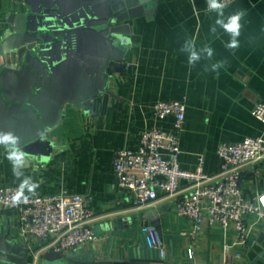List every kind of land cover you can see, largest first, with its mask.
Here are the masks:
<instances>
[{
    "label": "crops",
    "instance_id": "1",
    "mask_svg": "<svg viewBox=\"0 0 264 264\" xmlns=\"http://www.w3.org/2000/svg\"><path fill=\"white\" fill-rule=\"evenodd\" d=\"M152 7L151 17L129 21L132 44L125 56L126 71L114 76L112 87L123 101L110 98L106 110L95 114L67 106L63 122L50 132L56 144L51 157L29 164L23 161L20 178L13 173L11 148L0 145V186H20L27 195L66 190L86 196L93 212L90 225L99 240L79 248L81 255L93 251L119 255L135 248L143 238V226L152 225L153 216L161 220L159 237L167 264H225L226 253L240 255L233 264H264V219L246 218L250 226L246 246L237 244L233 223L227 228L204 224L192 236L193 222L181 216L175 205L190 192L186 181H181L178 195H161L151 205L139 207L134 193L118 185L114 171L116 151L137 149L147 128L173 130V117L154 118L157 101L182 100L187 105L180 135L179 160L184 170H194L203 156L205 172L217 176L221 144L264 137V123L252 113L256 103L264 102V0H234L223 7V17L208 9L207 0H154ZM21 10L25 8L18 0H0V46L14 30L11 16ZM238 11L245 12L239 47L229 49L231 38L217 21L226 22ZM193 50L200 59L190 64ZM223 61L225 66L213 71V65ZM18 62V55L0 48V72ZM241 188L251 199L264 194V159L243 168ZM0 218L4 231L10 219L13 237L24 242L17 212L0 209ZM120 218L129 226L115 231V220ZM40 247L39 242L33 243V249Z\"/></svg>",
    "mask_w": 264,
    "mask_h": 264
},
{
    "label": "water",
    "instance_id": "2",
    "mask_svg": "<svg viewBox=\"0 0 264 264\" xmlns=\"http://www.w3.org/2000/svg\"><path fill=\"white\" fill-rule=\"evenodd\" d=\"M25 8L11 16L14 30L3 48L19 56L0 72V135L10 134L23 161L51 157L50 132L66 115L67 106L86 114L105 111L113 78L126 71L132 44L129 21L151 17L154 0H18ZM1 146L10 145L0 143ZM22 161V162H23ZM242 177L239 184L241 185ZM161 235V220L150 217ZM119 231L127 220H115ZM0 264H34L33 252L13 237L11 220L4 231L0 218ZM38 264H167L160 253L144 246L122 254L95 251L76 257L50 250Z\"/></svg>",
    "mask_w": 264,
    "mask_h": 264
},
{
    "label": "built area",
    "instance_id": "3",
    "mask_svg": "<svg viewBox=\"0 0 264 264\" xmlns=\"http://www.w3.org/2000/svg\"><path fill=\"white\" fill-rule=\"evenodd\" d=\"M234 0H219L224 6ZM187 105L182 100L157 101L153 105L156 120L174 118L173 130L167 132L158 127L147 128L137 149H120L115 153L114 171L121 188L132 191L135 205L149 206L160 196L174 197L180 192L181 181H186L190 192L176 202L181 216L190 219L195 236L204 224L220 223L224 228L233 223L237 232V244L246 246L250 226L246 218L256 215L264 219V194L248 198L239 184L245 166L264 159V137H248L239 143H223L218 148L222 164L217 176L205 172L203 156L198 158L194 170L180 166V135L184 129ZM253 115L264 123V102L256 103ZM88 198L81 194L63 191L53 195H27L20 186H0V209L17 212L19 235L33 252L34 264L39 255L56 250L65 256H80L79 248L94 244L99 237L90 225L93 212ZM144 246L162 252L157 229L152 225L142 228ZM39 242V250L33 243ZM87 255V254H85ZM189 250V256L193 257ZM225 254V264H233L235 258Z\"/></svg>",
    "mask_w": 264,
    "mask_h": 264
},
{
    "label": "clouds",
    "instance_id": "4",
    "mask_svg": "<svg viewBox=\"0 0 264 264\" xmlns=\"http://www.w3.org/2000/svg\"><path fill=\"white\" fill-rule=\"evenodd\" d=\"M208 9L210 11H216L218 13V17H223V5L219 2V0H207ZM245 15L244 11H238L235 14L229 16L226 19H218V23L224 29L226 33L230 36V42L227 44L229 49H235L239 47V40L238 37L241 34V27L240 24L241 18ZM209 57L212 56V50L210 48L205 49ZM200 57L196 51H191L189 56V63L192 64L199 60ZM226 61L219 62L213 65V71H216L219 68L225 66ZM0 143H4L11 146V150L9 151V159L13 162V173L20 178L23 176V172L20 170L19 165L22 164L23 156L18 147H16V141L14 138L11 137L10 134L8 135H0ZM26 182H30V178H25Z\"/></svg>",
    "mask_w": 264,
    "mask_h": 264
}]
</instances>
